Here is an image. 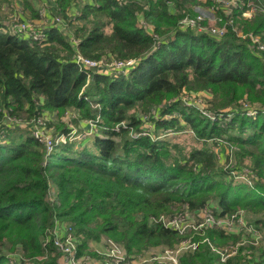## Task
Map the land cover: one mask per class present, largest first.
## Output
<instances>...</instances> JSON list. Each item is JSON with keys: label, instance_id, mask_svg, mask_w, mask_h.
Listing matches in <instances>:
<instances>
[{"label": "trees", "instance_id": "16d2710c", "mask_svg": "<svg viewBox=\"0 0 264 264\" xmlns=\"http://www.w3.org/2000/svg\"><path fill=\"white\" fill-rule=\"evenodd\" d=\"M46 1L0 0L23 6L20 22L45 20L26 32L0 20V264H59L57 228L83 264H106L113 245L133 260L186 239L196 247L177 264H264V0H206L214 21L198 20V0H50L40 13ZM72 125L93 149L70 140ZM182 129L205 147L168 139ZM36 130L66 142L47 155ZM204 209L242 216L261 239L163 222ZM242 240L225 261L212 250Z\"/></svg>", "mask_w": 264, "mask_h": 264}, {"label": "built area", "instance_id": "2783aa9c", "mask_svg": "<svg viewBox=\"0 0 264 264\" xmlns=\"http://www.w3.org/2000/svg\"><path fill=\"white\" fill-rule=\"evenodd\" d=\"M222 4V6H227L230 7L232 3H234L233 0H216ZM244 16L248 17L249 13L245 12L243 13ZM201 19V17L198 16V20ZM58 20V19H57ZM184 24L186 25H191V26H196V21L195 20H183ZM17 23H20V25H14L12 28L13 31H18V32H26L27 30L32 29L29 23H24L18 21ZM212 33H215L217 35H221L223 33V29L220 28H211L210 29ZM43 36L42 33L35 31L33 34V38L38 39ZM254 41H257V38H254ZM261 49L264 47L262 45L259 46ZM81 61L83 64L86 66L93 67L95 66V62H92L87 59L81 58ZM130 64V62H115L114 66L115 67H123L125 65ZM34 136L37 138L40 142H43L46 146V154H50L54 144L60 143V142H66V136L65 135H59L55 138L49 136V134L43 135L42 131H34ZM90 133V132H89ZM71 139V138H70ZM202 213H204V220L202 222H198L195 224H184L185 218L182 217H173L171 219H163L164 224L167 227L177 229L179 232H183L186 229L192 228L194 230H200L204 226L208 225H216V224H222L225 229H227L230 232H240V230H244L246 234H250L252 239L255 241L258 240L261 235L260 233L252 230L250 227L247 226V223L245 220L242 218V216L238 217L237 219H216L213 214L204 209L201 210ZM197 213V212H196ZM187 217V216H186ZM64 228V227H63ZM55 244L63 251L64 255L63 258L65 260L66 264H83L81 261H78V259L74 256L75 254V244L73 242V237L71 235L70 229L69 228H64L61 230L60 228L55 229ZM257 243V242H256ZM192 244V245H191ZM245 244V241L242 240L236 244H229L227 246H223L222 248H216L212 247L213 252H215L218 255V258L220 261H225L229 256L234 255L240 246H243ZM196 247V244L194 242H188V241H183L180 244H178L174 249H164L162 250V253L167 260L163 262H167L169 264H177L178 263V255L180 252L191 249ZM156 260L157 259H153ZM106 264H142L145 262H141L140 258L138 259H133V260H125V256L123 251L117 247L116 245L111 246V248L106 252ZM162 262V263H163Z\"/></svg>", "mask_w": 264, "mask_h": 264}, {"label": "rangeland", "instance_id": "374dc122", "mask_svg": "<svg viewBox=\"0 0 264 264\" xmlns=\"http://www.w3.org/2000/svg\"><path fill=\"white\" fill-rule=\"evenodd\" d=\"M48 1H50V0H48ZM48 1L45 2L46 7H45L44 4L41 5V2H39V4H37L35 2V5H36L35 8H38L37 10H39L40 13L41 12L43 13L44 10H47V8L49 6L48 5ZM198 3H199V5L196 4V5L193 6V10L197 13V16L201 17V19L204 18V19H209L211 21H214L217 14L215 15V13L213 11V8H212V5L207 3L206 0H198ZM15 6H17V5H15ZM40 6H42V7L40 8ZM223 7L228 8L227 6H223ZM8 8H11V9H8ZM12 10H13V7H10L9 2H3L2 4H0V20L4 24H6L7 27H13L14 25L16 26L18 24L20 25V23H17L19 21V15L17 14V10L23 12V6H20V8L19 7H15L13 12H12ZM26 15H27V12H26ZM30 19L31 18L28 17V22L27 23H29L30 26L33 27V28L34 27H39V26L41 27L43 25V23H41L40 20H38V19H32V20H30ZM212 28H217V27H212ZM242 37H244V35ZM191 98L193 100L196 99L195 102L199 103L201 105V107H204L206 105L203 103V100L208 98V95H206V93H198V94L192 93L191 94ZM87 131H88V129H87ZM86 133H87L86 129H84V131H82V130L78 129L76 126L72 125V131H71V134L69 135V137L71 138L70 139L71 141H73V140L75 141L76 140L77 147L79 146L78 148H81L84 145H86L91 150V149H93V146H91V143H90L91 142L90 139H92V136H90V138L88 136L85 137ZM90 135H92V133H90ZM84 139L86 141L82 142ZM168 139H170L173 142H176L177 144L181 145L182 148H185L186 150H189L190 148H202V147H205L204 146V142L198 141V140L193 138V134H192V131L190 129L178 130V131L172 133L171 136L168 137ZM206 147L207 148H214V151L216 153L218 152V154H219V164L220 165H225V167H226V166H228L229 163H231V161L233 163V159L231 157V153L226 149L227 146L224 144V142H221V141L219 142V141H215V140H208ZM221 148H222V150H221ZM227 154H228V156L230 158L227 157ZM235 174H238V173H235ZM236 179L237 180H244L242 175L237 176ZM204 216L205 215H204V213H202L201 210L199 212H197V213H195V212L189 213L187 215V217L185 218L184 224H195V223H198V222H202V220L205 219V218H203ZM251 218L252 217L250 216V214L246 215V219L249 220ZM235 233H237V232H235ZM262 233H263V236H264V230L262 231ZM244 234L248 235L245 232H244ZM260 235H261V233H260ZM248 239L250 241H254V244L257 245L258 243H256V242L259 241L261 238H259L258 240L255 241L249 235ZM183 241H185V240H183ZM183 241H181V242H183ZM186 241L190 242L189 239H186ZM98 245L96 244V246H98ZM246 245H247V243H246ZM222 247L216 246V248H222ZM99 248L100 247H98V249ZM162 250H159V248H152L148 253H146V256H143L142 258H140V261L149 264V263H151V261L153 259H157V262H159V263L163 262V261H165L167 259L165 258L166 256H164V254L162 253ZM187 250H194V248L191 247V249H187ZM184 251H186V250H184ZM251 256L252 255H248L247 254V258H251ZM78 261H80V258H78ZM145 263H142V264H145ZM163 263L169 264L167 262H163Z\"/></svg>", "mask_w": 264, "mask_h": 264}, {"label": "crops", "instance_id": "0c3cea01", "mask_svg": "<svg viewBox=\"0 0 264 264\" xmlns=\"http://www.w3.org/2000/svg\"><path fill=\"white\" fill-rule=\"evenodd\" d=\"M44 14H45V13H44ZM46 14H47V13H46ZM40 22H41V23H44L45 20H44V19H41ZM59 264H66L64 258H60V260H59Z\"/></svg>", "mask_w": 264, "mask_h": 264}]
</instances>
